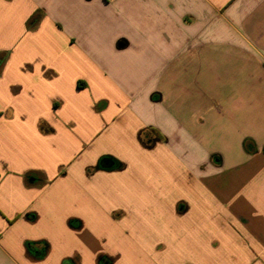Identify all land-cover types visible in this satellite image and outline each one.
I'll return each instance as SVG.
<instances>
[{
	"label": "crops",
	"instance_id": "1",
	"mask_svg": "<svg viewBox=\"0 0 264 264\" xmlns=\"http://www.w3.org/2000/svg\"><path fill=\"white\" fill-rule=\"evenodd\" d=\"M6 53L0 264H264V0H0Z\"/></svg>",
	"mask_w": 264,
	"mask_h": 264
},
{
	"label": "trees",
	"instance_id": "2",
	"mask_svg": "<svg viewBox=\"0 0 264 264\" xmlns=\"http://www.w3.org/2000/svg\"><path fill=\"white\" fill-rule=\"evenodd\" d=\"M8 54H0V71L6 61ZM98 168L102 169H113L121 166L120 161L110 155L102 156L98 162ZM1 176V175H0Z\"/></svg>",
	"mask_w": 264,
	"mask_h": 264
}]
</instances>
